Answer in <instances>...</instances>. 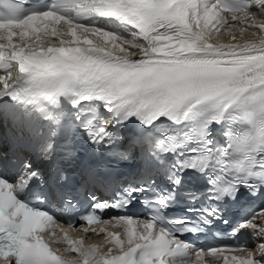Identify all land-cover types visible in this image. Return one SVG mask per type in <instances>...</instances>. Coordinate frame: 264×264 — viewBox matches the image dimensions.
Wrapping results in <instances>:
<instances>
[{
    "label": "snow or ice",
    "instance_id": "6c2138e0",
    "mask_svg": "<svg viewBox=\"0 0 264 264\" xmlns=\"http://www.w3.org/2000/svg\"><path fill=\"white\" fill-rule=\"evenodd\" d=\"M0 127L12 170L11 180L0 172V264H264V204L230 233L247 231L252 246L187 238L229 225L242 198L264 199V0H0ZM66 129L114 162L139 161L115 180L82 175L111 192L89 193L83 224L121 213L102 221L119 231L92 229L100 243L70 239L42 207L78 201L61 170L45 178L25 154L52 161ZM137 202L143 218L129 212Z\"/></svg>",
    "mask_w": 264,
    "mask_h": 264
},
{
    "label": "bare ground",
    "instance_id": "6f19581e",
    "mask_svg": "<svg viewBox=\"0 0 264 264\" xmlns=\"http://www.w3.org/2000/svg\"><path fill=\"white\" fill-rule=\"evenodd\" d=\"M102 42V41H101ZM221 42H225V43H228V42H230L228 39H223ZM103 236H105V235H102L101 237H103ZM99 243H100V240L97 238L96 239Z\"/></svg>",
    "mask_w": 264,
    "mask_h": 264
}]
</instances>
